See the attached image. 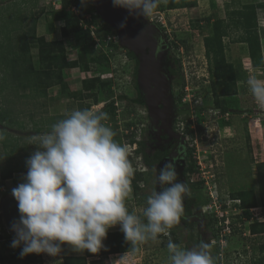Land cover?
<instances>
[{"label":"rangeland","instance_id":"rangeland-1","mask_svg":"<svg viewBox=\"0 0 264 264\" xmlns=\"http://www.w3.org/2000/svg\"><path fill=\"white\" fill-rule=\"evenodd\" d=\"M61 1L62 0H0V41L3 40L2 32H5L8 28H19V25L16 26L18 22L16 19L17 16L26 17L27 21L29 20L28 22H32L34 18L37 17L36 35L37 37H42V32H38V30L40 31L43 28L45 29L44 36L46 37L49 25L52 22L53 13L59 12L61 9ZM230 1L232 0H197V6L194 10H169L167 8V0H161L156 10H159L160 13L164 15L165 21L168 24L166 30L169 31L170 35L174 38V41H170L168 35H166L167 40L170 42L169 45H171V49L169 51L170 58L164 61L163 66L167 70L168 67L174 65L173 59H178L180 61L179 76L177 77L178 81L175 77L172 78L173 113L174 111L176 112V110L186 108L190 111L187 115L181 114L178 117L175 115L176 125L178 124L179 129L183 130L186 122L189 121L191 129L195 131L193 139L189 136L190 150L186 163V177L189 182L194 180V183L198 185L194 187V191L202 194L204 197L203 206H205L210 215L219 219L215 224V230L218 232L217 234L222 243H220L219 246L221 259L219 257H217V259H219V263L221 262V264H253L255 259H259V253L255 254L249 250V252L243 254L242 250H247L248 248L252 249L250 247L252 245L251 243H253L252 241L254 239L264 241V236L255 237L251 235L249 231L250 222L240 218L242 210L239 208L238 203L231 198V194L250 189H255L258 193L260 190V170L258 165L264 159L261 154L255 155L254 153L257 148L259 150V143H261L263 147L260 153H264V108H260L256 105L255 99H252L254 97L248 90L247 78L249 75H255L259 79H264V66L261 69L252 67L251 60L247 59L248 50L246 44L230 43V49L227 52L228 61L238 67V72L240 71L242 73L243 71L244 75L242 73V76H239V79H237V94L224 98L228 112L221 115L213 103V92L209 82L208 64L205 58L203 43L204 34L200 32L199 29L193 27V25L197 24L203 26L204 23H198V21H203L210 16L225 18L226 5ZM238 1H240L242 5L248 2L264 3V0ZM19 7L21 8V14L18 12ZM71 9L77 13L75 7ZM38 13L40 14L38 15ZM88 17L90 19L89 21H92L102 29V27L99 26L100 19H98L93 8L90 14H88ZM262 18L263 11L258 10V33L262 38L261 47L264 58V20ZM82 25L85 26L86 24L82 21ZM59 26H61V24L58 23L57 27ZM101 29L99 31H102ZM105 29L108 30L107 28ZM102 33L104 32L102 31ZM104 34L108 35V32L105 31ZM110 35L118 41L116 33ZM181 41H185L186 45L190 46L189 51H186ZM225 42L229 43V39H225ZM31 43V52L35 66L38 56V45L35 41ZM93 49H96V51L99 50L96 47H93ZM99 51L100 53H111V51H108L105 47ZM126 53V50H118L117 53H114V56L110 57L111 67L107 70V73L110 74L111 77L105 78L104 80H112V90L116 96L115 107L117 110L116 119L112 122L105 121V125L108 127L116 125L114 127L121 136L120 138L115 136L114 139L121 145L127 146L128 159L132 165L134 175L136 171H143L144 166L139 160V156L134 155L136 145L129 142V140H134V138L127 140L126 135H130V132H132L135 138L138 139L139 130L140 132L144 131L147 125V115L143 114V112L146 113L143 107L134 106V104L126 100L119 101L117 98L123 95L129 99L136 98L134 83H136L137 79V68L135 73L134 62L127 58ZM97 55L98 53H95V56ZM83 62L84 60L80 58L81 65ZM90 73L92 78H94V73ZM101 74L104 75V71L97 76ZM1 79L2 75L0 76V81ZM1 84L2 82H0V85ZM71 84V87H66V85L65 89H67L69 95H77L78 98L72 99L69 102L63 101L64 103L60 100V105L67 104L69 107L67 106L65 109L60 108L58 113L61 114H56L57 116L54 117L50 116L49 109H51L52 113H56L54 110L57 109L59 105L49 104L48 98L47 100H34L31 99V97H23L22 95L24 93L21 90L19 92L20 95H15L13 91L7 88H0V111L3 110V108H10L14 110L15 114L21 112L22 114L19 117V121L25 128V130H19V126L14 125L13 130L10 128L6 130L9 131L7 132L9 135L7 137L9 139L21 138L20 143L22 151H18L20 153L12 160V164L15 165V163H17L25 165L29 158H23L22 155L28 151L30 155H32L38 150V146L33 145L34 141L31 140V137L35 136V125L41 121V118L46 119L48 116L49 118H53L56 123L66 118L74 109H84L87 108L88 105H90V108H96L99 111L105 108L108 98L106 99L100 96V102L92 106V100L79 99L81 94H83L81 85L79 86L78 82L75 80H73ZM98 89L100 90L101 87L99 86ZM76 90L78 91L73 92ZM69 95L66 94L67 97ZM5 99L6 101H13V105H4ZM64 100H67V98H64ZM61 109L63 110L62 112H60ZM181 119H183L184 122H182ZM199 125L204 126L202 133H199L197 129ZM0 130H3L1 124ZM259 136L261 137L260 140ZM3 137V134L0 133V167L7 164V150L1 143ZM23 147H25L24 150ZM19 155L22 157L20 158ZM142 174H144V177L142 183L137 184L138 190L134 189L131 183V191L125 200V204L129 212H135L146 223V218L143 216V209L147 207L145 198L147 194L145 195V193L151 192V189L149 190L147 186L145 189V171L142 172ZM26 175L27 173H16L11 180L4 182L0 180V183H2L0 187V212L3 199L12 192L13 188L18 186L15 183L21 184L26 182ZM133 175L130 178L131 181ZM262 207L264 206H257L256 212L250 210L249 214L253 217L252 223L256 222L258 218L261 219L264 217V209ZM2 222L3 219L1 216L0 234L5 236L7 233L4 230ZM115 232L123 233L119 225L110 228L108 231V233ZM209 240H212L210 236L208 241ZM214 240L216 241L215 238ZM167 244V241L162 242V240L157 238L156 241L139 243L136 250L131 249L134 247L131 245L129 251L125 250L120 254L99 258H88L87 262L91 263L95 261L97 264H114L115 260L127 253V264H170ZM61 247V253L55 257L48 254H35L36 257L33 263L64 264L65 257H84L86 255L85 251H75L72 246L68 244H64ZM191 247L194 248L193 245ZM15 251L16 249L8 248L6 243L0 240V259L2 257H9L11 253Z\"/></svg>","mask_w":264,"mask_h":264},{"label":"clouds","instance_id":"clouds-1","mask_svg":"<svg viewBox=\"0 0 264 264\" xmlns=\"http://www.w3.org/2000/svg\"><path fill=\"white\" fill-rule=\"evenodd\" d=\"M160 3L113 0L114 6L145 19L153 16ZM247 85L257 105L264 108V79L249 75ZM106 118L107 113L96 108L74 109L49 132L31 137L38 150L26 161V182L12 189L20 219L13 224L16 237L11 246L22 247L21 257H55L63 244L95 254L104 247L109 229L117 225L126 241L136 246L156 241L180 222L188 188L178 181L174 161L159 169L161 190L151 192L143 209L147 222L128 211L125 200L133 168L127 146L114 139V131L103 123ZM215 244V240H201L187 249L169 240L170 264H215L211 253ZM127 260L125 253L114 264H127Z\"/></svg>","mask_w":264,"mask_h":264},{"label":"trees","instance_id":"trees-1","mask_svg":"<svg viewBox=\"0 0 264 264\" xmlns=\"http://www.w3.org/2000/svg\"><path fill=\"white\" fill-rule=\"evenodd\" d=\"M197 6V0H167V8L169 10H182L186 8H195ZM72 7L77 9V13L72 11ZM91 0H62L61 9L59 12L53 13L54 19H63L65 20V27L62 29V34L67 35V28H70V32H74L78 39L77 43L82 45V43L89 44L92 48L95 47V42L91 36V32L88 29H84L82 21L90 28L94 26L92 21H87L88 14L92 10ZM263 11V20H264V3H252L248 2L246 4H241L238 0H232L226 5L225 9V18H217L215 16H210L205 18L203 21H198V23L203 22L204 25L200 26L199 24L193 25L194 28L199 29L200 32L204 34L203 43L205 48V58L208 64V74L209 82L213 92V103L216 109L219 110L221 115H224L228 112V109L225 105L224 98L229 96H235L238 92L237 79L239 76H242V73L238 72V67L233 65V63L228 61L227 52L229 51V45L232 44H246L249 59L251 60V65L255 69H261L264 66V58L261 47V37L258 33V20H257V11ZM18 12L21 14V8H18ZM41 12V11H40ZM40 13H38L39 15ZM12 15V14H11ZM34 15V14H33ZM32 15V16H33ZM36 17V16H34ZM16 19L18 22L16 26L19 28L7 29L5 32H2L3 40L0 41V76L2 79L0 82L1 89H9L13 91V94L20 95V90L24 93L22 96L31 99H43L47 100L48 90L56 85L64 86V80L62 77V70L66 68H79L83 71H89L94 73L95 77L90 81H87L85 84L88 92L87 95L83 96L81 94L80 100L82 99H91L93 104H98L100 102L99 97L108 98L106 101L105 108L102 110L107 113V118L103 121L112 122L116 118L115 107V98L114 91L112 90L113 84L111 79H101L100 76H97L99 73L103 72L105 69L111 67L110 57L114 56V53H117L118 50H121L118 43H110L109 49H112L111 53L103 52L100 53L99 50L103 49L102 47L96 51L98 53L95 56L91 63H88L85 59V56L81 57L84 62L80 64V59L78 61L69 62L65 54V48L62 42H47L44 37H37L36 28H37V17L34 18L32 22H28L26 17L17 16ZM14 26V27H16ZM107 28L108 30H106ZM108 34H115V31L102 22V29ZM102 31H98L101 33ZM101 35V34H100ZM225 39H229V43L225 42ZM35 41L38 45V69L35 68L32 52H31V42ZM182 45L185 47L186 51H189L190 46L186 45L185 41H181ZM103 46L105 44L103 43ZM177 46V45H176ZM179 47V46H177ZM126 56L135 62L138 66V60L135 55L127 51ZM167 55L166 59H169ZM173 66L168 67L167 71L171 78H176L179 76L180 61L178 59H173ZM135 65V73H136ZM244 75V73H243ZM178 81V80H177ZM11 84V86H10ZM101 87L99 90L98 87ZM134 88L137 92V98L129 99L126 96H118L119 101H128L132 104H143L142 96L140 95L139 88L137 83H134ZM139 94V95H138ZM77 95H74L73 98H76ZM78 98V97H77ZM254 99V98H252ZM253 103V102H252ZM4 105H13V101L4 100ZM254 107V106H253ZM252 107V108H253ZM38 109V107L36 106ZM90 108V105L87 106ZM251 108V109H252ZM14 110L10 108H3L0 111V124L3 126V130H0V133L3 134V140L1 141L6 151L7 164L0 167V180L1 182L11 180L16 173H27L28 168L27 164H12V160L16 158V155L22 151L20 140L21 138L9 139L6 131L7 128L13 130V126H19V130H25V128L20 124L19 117L22 114L18 112L13 114ZM132 113V112H131ZM190 111L186 109L176 110L177 117L181 114L187 115ZM47 114V113H46ZM127 115V114H126ZM184 122L183 119H181ZM55 123L53 118L42 119L39 123H36L34 133L35 135L43 134L51 130V126ZM116 126V125H114ZM110 127L117 138H120V134L117 133L115 127ZM45 129V131H44ZM199 133H202L204 126L199 125L197 127ZM196 129V130H197ZM130 135H126V139L129 140L134 138V140H129L130 143L135 144L138 141L135 138L134 134L130 132ZM185 135L190 136L191 139L194 137L195 131L191 129L190 122L187 121L184 127ZM114 136V137H115ZM25 147H23V150ZM20 151V152H18ZM18 152V153H17ZM140 152V150L138 151ZM23 158H30V153L25 152L22 155ZM19 155V157H22ZM260 170V187L259 192L255 190H244L238 191L231 194V198L234 201L240 202V209L242 210V218L249 223V231L252 236L262 237L264 236V222H251L252 216L249 214L250 210H253L257 207V199L261 200V204L264 206V163L258 165ZM187 170V169H186ZM143 181V174L139 171L135 172L132 177V186L134 189L138 190L137 184ZM2 183H0V187ZM19 185L20 183H15ZM198 185L196 184V187ZM203 205V204H202ZM130 213H132L130 211ZM214 216L209 217L208 229L212 233V240L216 239L217 246L211 249V253L214 255L215 264H220L219 259V236L218 232L215 230V224L218 222ZM235 232V229H234ZM173 235L174 243H178V237ZM9 236H0V240L8 239ZM152 241V240H148ZM210 241V240H209ZM147 242V241H146ZM190 242L199 244V240L193 234L190 237ZM250 246L252 249L248 248L247 250H242L243 254L245 252L252 251V253H259V259H255L253 264H264V241L259 239H254ZM12 244V243H11ZM104 247L98 253H91L85 250L86 255L84 257H65L64 264H97L95 261L91 263L87 262L88 258H99L103 256H110L115 254H120L122 251L128 250L131 247V243L126 241L124 233H108L107 238L103 241ZM64 245V244H63ZM62 245V246H63ZM136 246L131 249L136 250ZM261 255V257H260ZM36 255L31 254L25 257H21L20 254H11L9 257H2L0 259V264H40L33 263Z\"/></svg>","mask_w":264,"mask_h":264},{"label":"water","instance_id":"water-1","mask_svg":"<svg viewBox=\"0 0 264 264\" xmlns=\"http://www.w3.org/2000/svg\"><path fill=\"white\" fill-rule=\"evenodd\" d=\"M92 6L102 21L116 32L119 45L138 59L136 81L145 98L153 130L161 122L166 134L185 143L182 136L173 133L170 125L173 117L172 79L163 66L169 51L163 31L142 16L136 17L127 9L114 6L113 0H92ZM122 24L126 26L121 27ZM1 214L8 231L16 237L13 224L19 221L20 213L12 192L3 199Z\"/></svg>","mask_w":264,"mask_h":264},{"label":"flooded vegetation","instance_id":"flooded-vegetation-1","mask_svg":"<svg viewBox=\"0 0 264 264\" xmlns=\"http://www.w3.org/2000/svg\"><path fill=\"white\" fill-rule=\"evenodd\" d=\"M150 22L154 23L153 21ZM156 25L163 31V33L166 36L167 34L165 33V30L160 25L158 24ZM166 40H167V36H166ZM167 42L168 44H170L168 40ZM170 49H171V45H169V51ZM169 51L167 55H169ZM134 65H136L135 62ZM137 70H138V66H137ZM139 92L140 95L142 96L140 89ZM172 95H173V88H172ZM136 98H137V92H136ZM141 99L143 100V104L142 103L134 104V106L136 105L141 106L143 107V109L146 110V113L143 112V114L147 115L146 118L147 125L144 131L140 132L139 130V136H138V141L136 142L134 155L139 156V160L142 162V165L144 166V170L139 172L142 173L145 171V189L147 186L149 190L151 189V192L154 189L157 191L161 190V186L158 184V179H157L158 172L159 169H161L164 166V164L169 161L175 162L176 170L178 173V181L185 183L188 188V193L184 197V212L181 216L180 222L174 225L173 228L168 231L167 235L161 234L158 236V238L159 240H162V242L164 241L169 242V240H171L174 243L172 234L175 233V236H177L179 240L177 244L184 248L191 249L192 245L194 247L198 245L196 244V242L194 243L190 242V237L192 234L197 237V240H199V242L201 240L207 242L209 236L212 238V233L208 229L209 217L211 215L207 211L205 206L202 205L204 202V197L202 196V194L194 191V187H196L194 180L189 182L188 178L186 177L187 176L186 163L189 157L190 138L188 135H185V133H181L179 132V130H177L175 111L173 113V117L170 118L171 129L173 133L182 136L185 139V143L181 139L176 138L175 136L173 137L166 134L162 129L163 124L161 122L158 123L156 127L157 129L153 130L148 118V112L145 106L144 96H142ZM139 150L140 152H138ZM151 192L149 191V193H145V195L147 194L145 196L146 201H147V197L150 195ZM170 235L172 236V239Z\"/></svg>","mask_w":264,"mask_h":264},{"label":"crops","instance_id":"crops-1","mask_svg":"<svg viewBox=\"0 0 264 264\" xmlns=\"http://www.w3.org/2000/svg\"><path fill=\"white\" fill-rule=\"evenodd\" d=\"M186 9H188V10L193 9L194 10L195 8H186ZM58 23L61 24V26L57 27ZM65 25H66L65 20L52 18V22L49 25V30L47 31V36L46 37L44 36L45 29H43V28L40 31L38 30V32H42V35H43L42 37H44L47 42H62L64 45V48H65V54H66L67 60L69 62L78 61V59H80L84 55L86 61L88 63H91L92 59L95 57L94 49L87 43H82V45H79L77 43V39H78L77 35L74 32H70V28H67V32H68L67 35L62 34V31H63L62 29L65 27ZM36 30H37V28H36ZM247 59L249 60V55H248ZM38 67H39V62H38V58H37L35 68L38 69ZM62 77H63L64 83H65L63 87L60 84V85H56V86H54L48 90L49 104L52 103L53 105L54 104L59 105L57 107V109L54 110V111H56V113L55 112L52 113L51 109H49L51 117L60 115L61 113H58L60 108H62V109L67 108V106H68L67 104H61V105L59 104L60 100L62 102L63 101L69 102L70 100L75 99V98H73L74 95H71V94L69 95L67 92V89H65L66 85H67L66 87L72 86L71 83L73 82V80L77 81L79 86L81 85V88L83 89L82 93L84 94L83 96L87 95V93L90 91V90H87V86L85 85L87 83V81H90L92 79V75L89 71H83V70H80L79 68H73V69L66 68V69L62 70ZM78 90L73 91V92H77ZM90 92H92V91H90ZM65 93L69 96L67 97ZM64 98H67V100H64ZM89 100H91V99H89ZM94 105L95 104H92V106H94ZM62 109L60 112L63 111ZM260 136H259V140L261 139ZM258 146H260L259 150L257 148L255 150L254 154L255 155L261 154V156L264 159V153H262V152L260 153V151L263 149L261 143H259ZM262 163H264V160L261 162V164ZM253 190H255V189H253ZM257 206H263L261 204L260 199H257ZM256 208L253 209V211L256 212ZM262 208L264 209V207H262ZM261 214H262V212H261ZM256 215H259V214H256ZM256 222H259V223L264 222V217L261 219L258 218L256 220Z\"/></svg>","mask_w":264,"mask_h":264},{"label":"built area","instance_id":"built-area-1","mask_svg":"<svg viewBox=\"0 0 264 264\" xmlns=\"http://www.w3.org/2000/svg\"><path fill=\"white\" fill-rule=\"evenodd\" d=\"M150 21H154V22H156V23L159 24L164 30L167 29L168 24H167V22L165 21L164 15H162V14L160 13L159 10H156L155 13L153 14V16L150 17ZM97 29H98L97 26H92V27L90 28V32H91V35L93 36V38L95 39V42H96L97 46H99V40H98V38H97V34H96V30H97ZM165 32L167 33V35H168V37H169V40H170V41H174V38L170 35L169 31L166 30ZM114 40H115L114 38L108 37L107 40H106V43H109L110 41H114ZM108 69H109V68H108ZM108 69H105V70H104V75H105L106 77H105L103 74L100 75V77H101L102 79H105V78L111 77V75L107 73V70H108ZM255 103H256V102H255ZM256 105H257V103H256ZM238 205H239V204H238ZM239 206H240V205H239ZM0 217H1V212H0ZM4 230H5V229H4ZM5 231H6V230H5ZM6 233H7V235L9 236V238H8V239H4L3 242L6 243V246H7L8 248H10V249H16V251H15L14 253H11V254H20V253H21V250H22V247H21V248H13V247L11 246V243H12V241H13V239H14L15 237L12 236V235H10L7 231H6ZM0 236H2V234H0ZM219 242L222 243L221 240H219ZM219 258L221 259V254L219 255ZM220 264H221V263H220Z\"/></svg>","mask_w":264,"mask_h":264},{"label":"bare ground","instance_id":"bare-ground-1","mask_svg":"<svg viewBox=\"0 0 264 264\" xmlns=\"http://www.w3.org/2000/svg\"><path fill=\"white\" fill-rule=\"evenodd\" d=\"M91 3H92V0H91ZM93 7V6H92ZM94 9V8H93ZM95 10V9H94ZM95 13H96V11H95ZM97 14V13H96ZM97 17H98V19H100V25L99 26H101L102 27V19L100 18V16L97 14ZM87 21H89L90 19H89V17H87V19H86ZM149 22H150V18H148L147 19ZM154 22V21H153ZM85 23V22H84ZM104 23V22H103ZM151 23V22H150ZM154 23H156V22H154ZM157 24V23H156ZM159 25V24H158ZM94 26H97V25H95L94 24ZM98 27V26H97ZM83 28L86 30V29H88L89 31H90V28L88 27V26H83ZM101 28L100 27H98V29L96 30V34H97V38H98V40H99V46H97V44H96V42H95V39H94V42H95V47L97 48V49H100L101 47L102 48H107V50L109 51H112V49H109V44L110 43H118V41H116V39L114 38V37H112L110 34H108V35H105L104 33H98V31L100 30ZM166 33V32H165ZM101 34V35H100ZM167 34V33H166ZM92 36V35H91ZM93 37V36H92ZM108 37H111V38H114L115 40L114 41H110L109 43H106V40H107V38ZM117 40H118V38H117ZM103 43L105 44V46H103ZM119 44V43H118ZM120 46V45H119ZM120 48L122 49V50H127V49H124V48H122L121 46H120ZM127 51H129V50H127ZM107 53V52H106ZM137 58V57H136ZM138 60V59H137ZM139 88V87H138ZM143 96V95H142ZM173 96V95H172ZM178 125V124H177ZM176 125V126H177ZM177 130H179V132H181V133H184V129L183 130H180L179 129V125L177 126ZM239 205H240V202L239 201H236ZM240 207V206H239ZM3 223V226H4V228L8 231V229H7V227L5 226V223L4 222H2ZM9 232V231H8ZM10 233V232H9Z\"/></svg>","mask_w":264,"mask_h":264}]
</instances>
